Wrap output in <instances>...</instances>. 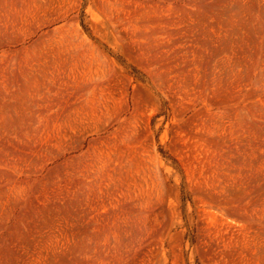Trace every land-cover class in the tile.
<instances>
[{
	"label": "rangeland",
	"instance_id": "1",
	"mask_svg": "<svg viewBox=\"0 0 264 264\" xmlns=\"http://www.w3.org/2000/svg\"><path fill=\"white\" fill-rule=\"evenodd\" d=\"M0 264H264V0H0Z\"/></svg>",
	"mask_w": 264,
	"mask_h": 264
}]
</instances>
